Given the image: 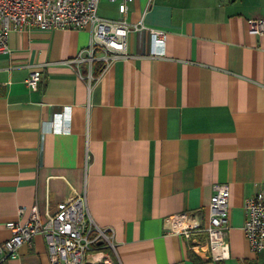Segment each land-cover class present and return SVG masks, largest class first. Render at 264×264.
Masks as SVG:
<instances>
[{
  "label": "crops",
  "instance_id": "obj_1",
  "mask_svg": "<svg viewBox=\"0 0 264 264\" xmlns=\"http://www.w3.org/2000/svg\"><path fill=\"white\" fill-rule=\"evenodd\" d=\"M119 1L98 0L97 15L118 19ZM127 6V21L163 31V45L132 31L128 57L106 67L72 62L86 56L88 30L8 34L0 53V244L10 236L5 224L24 222L33 206L43 216L84 194L92 220L114 229L121 264H264L242 231L244 200L264 193V36L248 30L249 19H264V0ZM33 71L41 73L36 89L25 84ZM215 183L230 191V258L218 262L165 225L172 217L173 229L207 225ZM48 257L38 234L8 264H50Z\"/></svg>",
  "mask_w": 264,
  "mask_h": 264
},
{
  "label": "built area",
  "instance_id": "obj_2",
  "mask_svg": "<svg viewBox=\"0 0 264 264\" xmlns=\"http://www.w3.org/2000/svg\"><path fill=\"white\" fill-rule=\"evenodd\" d=\"M132 1L120 0L117 7L120 17L110 20L97 15L98 0H0V53L7 50L10 32L66 28L88 30L90 34L88 46L83 50L86 56L72 62L87 61L90 64L97 59L106 67L117 59L127 58V38L132 31L146 30L153 44L163 45V31L144 28L141 21L139 24L127 21V5ZM248 30L252 34L264 36V19H249ZM96 51L101 53L100 56H94ZM40 78L41 73L33 71L25 84L28 88L36 89ZM212 190L207 225L188 222L173 229L174 226L171 228L170 225L173 217L167 218L165 225L170 232H180L187 238L190 250L201 258L218 262L230 258V191L225 183H215ZM243 213L242 231L250 250L264 252V193L258 191L245 199ZM42 215L37 206H33L24 222L5 224L10 236L0 244V264H8L17 255L19 247L31 245L38 234L46 242L50 264H121L114 229L98 226L92 220L84 194L62 201L57 204L54 213L43 212ZM199 234H204L202 241L198 238Z\"/></svg>",
  "mask_w": 264,
  "mask_h": 264
}]
</instances>
